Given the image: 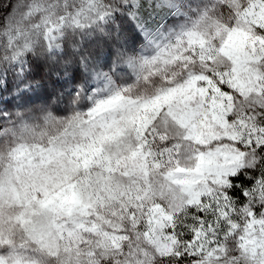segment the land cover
Returning <instances> with one entry per match:
<instances>
[{"label": "snow or ice", "instance_id": "6c2138e0", "mask_svg": "<svg viewBox=\"0 0 264 264\" xmlns=\"http://www.w3.org/2000/svg\"><path fill=\"white\" fill-rule=\"evenodd\" d=\"M0 264H264V0H0Z\"/></svg>", "mask_w": 264, "mask_h": 264}, {"label": "rangeland", "instance_id": "374dc122", "mask_svg": "<svg viewBox=\"0 0 264 264\" xmlns=\"http://www.w3.org/2000/svg\"><path fill=\"white\" fill-rule=\"evenodd\" d=\"M8 10L7 9H5V14H6V12H7Z\"/></svg>", "mask_w": 264, "mask_h": 264}]
</instances>
